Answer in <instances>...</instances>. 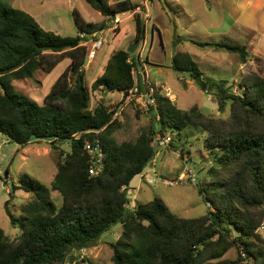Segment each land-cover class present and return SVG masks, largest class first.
Returning a JSON list of instances; mask_svg holds the SVG:
<instances>
[{
  "label": "trees",
  "instance_id": "trees-1",
  "mask_svg": "<svg viewBox=\"0 0 264 264\" xmlns=\"http://www.w3.org/2000/svg\"><path fill=\"white\" fill-rule=\"evenodd\" d=\"M84 2L106 18L135 9L129 0L113 7L109 0ZM74 21L76 35L62 37L44 30L25 12L0 3V133L22 147L29 145L32 135L55 138L47 143L59 150L50 190L61 197L56 208L45 186L26 175L19 177L13 192L20 189L31 200L21 207L19 217L5 207L10 225L21 233L9 240L0 228V264H63L71 252L96 247L116 225L121 232L110 244L112 264H207L232 248L239 257L224 264H241L247 258L264 264V238L256 233L264 219V76L260 70L245 76L240 92H234L226 80L204 77L187 53L172 57L170 68L214 99L219 117L230 103V114L222 120L197 107L177 108L145 78L135 76V60L119 49L105 62L91 91L118 92L123 97L116 110L109 111L102 104L92 109L84 86L87 49L79 35L90 36L103 27L81 22L79 17ZM135 31L138 45L145 35L139 16ZM210 46L237 54L242 64L247 62L246 46L222 42ZM65 59L69 67L42 105L14 91L13 81L31 79L39 70L51 73ZM134 90L141 95L153 92L155 106L148 108L151 127L135 142L118 144L113 134L120 124L113 118ZM188 127L204 134L203 148L212 165L206 171L210 182L198 188V193L213 203L215 211L208 210L197 219L180 218L157 197L131 208L130 183L157 154L158 149L151 146L155 131L173 134ZM61 141L69 145V152L60 149ZM86 142L102 147L103 169L97 176L88 173L91 162L84 151ZM233 233L235 238L230 239Z\"/></svg>",
  "mask_w": 264,
  "mask_h": 264
},
{
  "label": "rangeland",
  "instance_id": "rangeland-1",
  "mask_svg": "<svg viewBox=\"0 0 264 264\" xmlns=\"http://www.w3.org/2000/svg\"><path fill=\"white\" fill-rule=\"evenodd\" d=\"M121 1L123 0H109V6L113 7L115 3ZM129 1L132 5L140 7V10L137 11L135 7L134 10L118 14L121 23L114 30H112L113 24L111 22L113 17L106 18L101 16L87 5L84 0H0V3L25 12L36 20L42 28L62 37H74L76 35L75 17H79L81 22L86 24L103 27V30H105L102 36L103 46L95 52L91 60H87L91 43L86 48L87 58L83 64L85 71L84 86L90 94V107L92 109L102 104L109 111H113L116 110L123 96L118 92H93L91 91V84L101 74L111 48L114 51L128 49V52L131 54L130 59H133V56L135 59V55L133 54L135 49L140 48V45L142 47L143 42H140L138 45L135 43L134 26L136 16H139L144 23L141 10V3L144 0ZM168 1L165 0V2ZM168 5L178 12L175 4L169 1ZM221 6L211 2L209 8L203 6L201 3L199 7L194 8L191 2L187 3L186 11L191 17L181 13L178 22H176L177 29L169 13V19L164 18L160 26L162 45L158 43L155 36L154 42L151 44L149 29L153 22L156 25L157 22L152 20L151 13L153 7H150L149 15H151V21L146 25L144 35L146 43L140 52L142 51L145 56L151 52L149 54V61L153 64L162 65V68L165 69L161 70L150 63L146 64L148 60H145L144 70L141 69L140 65H136L135 76L138 74L145 78L153 89H159L162 93L166 92L167 97L180 110L187 111L192 107H197L203 114L209 117H218L226 120L230 114V103H227L226 112L219 117L217 115V104L214 99L203 94L190 79L181 76L178 80L176 73L172 69H168V66L171 64V56L173 57L178 52L186 50L190 52L191 50L196 51L194 50L196 48L189 44H179L178 37H190L192 38L190 40H199L210 45L221 42L226 44L233 43L231 40L235 39L236 34L234 30H231L227 35L207 33L209 32L210 25L213 27L219 26L223 18L225 19V25L229 26V21L235 20L233 18L234 13H232L231 17L228 10ZM193 24H195L194 27L192 26ZM262 28L258 26L254 34L250 31L246 36H238L239 39L236 42L246 46L248 52V59L245 64H242L238 55L233 53L232 59L227 57V65L229 66L225 70L222 68L217 72H209L210 69H206L209 68L208 65L199 63L202 71L206 72V76L213 79L226 80L229 84H232V91L234 92H240L239 84L243 83L242 80L248 74L256 71L259 72L260 70L261 75L264 76V35H259L264 33V29ZM118 32H121V35H117ZM123 32H125L124 35ZM93 35H96V33ZM93 35L88 36V40H91ZM212 53L216 56L222 55L219 50ZM209 55L211 56V54ZM208 61L210 64L214 63L212 60ZM194 62L197 63L198 61L194 60ZM68 67L69 60L65 59L51 73L39 70L31 79L13 81L12 87L15 92L21 93L39 105H42L44 97L49 93L56 79ZM136 92L134 91L131 94L129 101L124 103L114 115L113 119H116L120 124V128L113 134V138L118 144L135 142L142 132H148L151 127V117L148 113L147 105H145L148 102V97ZM157 137H165L171 141L173 140V143L169 140L168 145L166 144L159 148L153 161L140 175L131 181L128 190L130 207L134 208L137 204H145L157 197L164 202L171 213L180 218L197 219L206 215L208 210L214 212L213 203L211 201L209 203L208 201L205 202L198 193V188L210 182L207 179L206 171L212 165L207 151L203 148L204 134L201 130L197 127H188L182 132H175L173 134L155 131V137L152 139L151 145H154ZM47 143L45 141H34L22 147L11 142L5 135L0 133V228L9 240L17 239L21 232L10 225L5 207L9 209L14 217H19L21 207L31 200V195L20 189L12 192V198H10V188L19 185L18 179L20 176L26 175L41 183L48 189L55 207L59 208L61 205L59 194L50 190V184L57 172L56 162L59 150L53 149ZM170 143L172 144L171 147ZM61 145V150L65 153L69 152V145ZM6 174V186H3ZM260 225H264V219H262ZM120 232L121 227L119 225L112 227L107 233L102 235L96 247L80 252H71L63 264H112L110 244L117 240ZM256 233L261 238H264V231L256 229ZM234 238L235 233L232 234L230 239ZM238 257L239 253L235 248H232L221 259L207 264L230 263ZM253 263L254 260L252 258H247L241 264Z\"/></svg>",
  "mask_w": 264,
  "mask_h": 264
},
{
  "label": "crops",
  "instance_id": "crops-1",
  "mask_svg": "<svg viewBox=\"0 0 264 264\" xmlns=\"http://www.w3.org/2000/svg\"><path fill=\"white\" fill-rule=\"evenodd\" d=\"M169 1H170V3L176 5V7L178 8V12H176L173 9V7H170L168 5ZM169 1L165 2V0H144L141 3V10L143 13V18H144L145 31H146V25L151 21V15H152V20L157 22V25L153 22L152 26L149 29L150 34H151V44L154 42V36H155L157 38L158 43L160 45H162V41H161L162 36H161L160 26L162 25L164 18L169 19V13L172 16L173 22H175V28L176 29H177L176 22H178V18H179L181 13H183L184 15H186L188 17H191V15H188L187 11H186V4L190 3V2L194 5V8L199 7L200 3L203 6H207L209 8L210 3L214 2V3H216V5H218V4L222 5L225 9H227L231 17L233 15L232 13H234L233 18L235 20L229 21L230 26L225 25V21H224L225 19L223 18L222 23L219 26L216 25L213 27L210 25L209 26L210 29L208 30L209 32H207V33H211V34H215V35H227L228 33L231 32V30H234V33H236L235 39L231 40V42H233L235 44L229 43L230 45H240L239 43L236 42L237 39H239L238 36H246V34H249L250 31H252L254 34L256 32L255 31L256 27L260 26L262 28V26H264V0H169ZM150 7H153L151 15H149ZM136 10L139 11L140 7H136ZM224 16H226V15L224 14ZM192 26L194 27L195 24H193ZM134 29H135V26H134ZM262 29H264V28H262ZM44 30H47V29H44ZM47 31H49V30H47ZM124 34H125V32H123V35ZM117 35H121V32L120 33L118 32ZM259 35H264V33H261ZM185 36H187V35H185ZM135 37H136V31L134 32V39H135ZM190 39H192V38H190V37H178V40H179L178 43L179 44L180 43L189 44V45L195 47L196 49H194V50H196V51L194 52L191 50V52H190L189 50H186V51L180 52V53H187L188 55H190V57L192 58L193 61L194 60L198 61L196 64H197L200 72L204 75V77H208V76H206L207 75L206 72L202 71V67L200 66L199 63H202L203 65L204 64L208 65L209 68H206V69H208V70L210 69L209 72H212V71L217 72V71H220L222 68H224V70L226 68H228L229 65H227V57L232 59L231 56L234 55L233 53L228 52L224 49H219V48L210 46V45L202 47V46H199L198 42H200V43H206V42H201L199 40H194V39L190 40ZM142 42H143V44L142 43L141 44L143 47L144 44L146 43V39L143 40ZM193 42H197V43H193ZM142 47L140 45V48H136L134 53H133L135 55V59L133 56L132 60L133 61L135 60L136 65L137 64L140 65L141 69L144 70L145 60H148V63H146V64L150 63L151 65L157 66V67H159V69L164 70L165 68H162L163 67L162 65L153 64L149 61V54L151 52H149V54H146V56L143 54L142 51L140 52ZM217 50H219L221 52V54H222L221 56H216L212 53V52H217ZM113 51L114 50H112V48L109 50L107 59L113 53ZM125 51L128 52L129 50L125 49ZM128 53H129V55H131L130 52H128ZM209 54H211V56ZM225 54H227V55H225ZM171 58H172V56H171ZM107 59H106V61H107ZM208 60H212V61H214V63L210 64ZM104 65H105V63H104ZM168 69H171L170 66H168ZM101 72H102V70H101ZM176 75H177V78L179 80L181 78V76L178 74H176ZM146 82H147V80H146ZM120 95H122V94H120Z\"/></svg>",
  "mask_w": 264,
  "mask_h": 264
},
{
  "label": "built area",
  "instance_id": "built-area-1",
  "mask_svg": "<svg viewBox=\"0 0 264 264\" xmlns=\"http://www.w3.org/2000/svg\"><path fill=\"white\" fill-rule=\"evenodd\" d=\"M122 15V14H121ZM119 15L116 14L114 15V17L112 18V30L116 29L117 26H119V24L121 23V19L118 17ZM105 30H101L99 32L96 33V35H93L91 40H88V35L86 34H80V38L84 40V42L82 43V46L86 47L88 46L89 43L91 46V49L88 53V59H92L94 57V54L97 50L101 49L103 46V39L102 36L104 35ZM95 36V37H94ZM136 91V90H134ZM152 90L150 91V93L148 95H144L148 97V102L147 104V108L149 107H154L155 106V101L152 98L151 94H152ZM166 97H167V93L164 92L163 93ZM163 136H165V134H163ZM170 139H167L165 137L160 138L157 137L156 140L154 141V145H151L155 148H157L159 150V148H161L162 146H165ZM168 145V144H167ZM84 151L87 153V155L89 156V161L91 162V165L89 167L88 173L91 176H97L103 169V151H102V147L100 146L99 143H89L86 142L84 144ZM157 155V154H156ZM264 231V225H261L258 228V231ZM241 256L244 257V254L241 252Z\"/></svg>",
  "mask_w": 264,
  "mask_h": 264
},
{
  "label": "water",
  "instance_id": "water-1",
  "mask_svg": "<svg viewBox=\"0 0 264 264\" xmlns=\"http://www.w3.org/2000/svg\"><path fill=\"white\" fill-rule=\"evenodd\" d=\"M88 60V59H87ZM87 60H86V62H87ZM187 77H189V74H187ZM54 137H52V136H45V137H40L39 139L37 138V136H35V135H32L29 139H28V143H32V142H34V141H37V140H39V141H45V142H52V141H54ZM70 142V140L68 139L67 141H66V143H69ZM65 143V141H61V144H64ZM6 180H7V174L5 175V177H4V181H3V186H6ZM13 192V187H11L10 188V198H12V195H11V193Z\"/></svg>",
  "mask_w": 264,
  "mask_h": 264
},
{
  "label": "clouds",
  "instance_id": "clouds-1",
  "mask_svg": "<svg viewBox=\"0 0 264 264\" xmlns=\"http://www.w3.org/2000/svg\"><path fill=\"white\" fill-rule=\"evenodd\" d=\"M88 59V58H87Z\"/></svg>",
  "mask_w": 264,
  "mask_h": 264
}]
</instances>
